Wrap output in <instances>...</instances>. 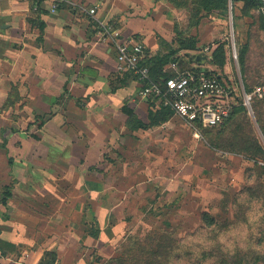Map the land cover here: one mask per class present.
<instances>
[{
    "label": "rangeland",
    "instance_id": "374dc122",
    "mask_svg": "<svg viewBox=\"0 0 264 264\" xmlns=\"http://www.w3.org/2000/svg\"><path fill=\"white\" fill-rule=\"evenodd\" d=\"M116 2L108 24L142 42L149 55L203 53L206 66L220 72L215 54L224 53L223 73L229 72L228 81L240 96L234 114L222 126L201 128L198 134L179 117L157 116L156 123L137 118L136 134L122 135L119 144L106 139L103 150L94 152V160H104L98 167L60 165L74 163L65 157L55 164L46 131L37 143L31 128L13 125L19 142L9 159L26 163L15 170L26 183L14 188L34 190L35 182L39 194L29 207L41 215L54 209L74 225L89 226L87 233L77 232L93 238L80 240V264H264V96L250 105L242 97L264 82V5L242 0L218 8L211 0ZM193 44L196 51L184 50ZM124 78L133 85L132 76ZM123 103L129 112L127 98ZM9 105L11 120H16L12 99ZM19 136L25 139L23 151ZM70 153L80 157L84 151ZM51 175L57 179L51 189L67 199L49 204L44 190ZM87 179L102 189L92 200L104 202L100 223L81 215L87 201L83 195L91 187ZM206 216L216 223L210 225Z\"/></svg>",
    "mask_w": 264,
    "mask_h": 264
},
{
    "label": "crops",
    "instance_id": "0c3cea01",
    "mask_svg": "<svg viewBox=\"0 0 264 264\" xmlns=\"http://www.w3.org/2000/svg\"><path fill=\"white\" fill-rule=\"evenodd\" d=\"M38 3L39 0H0V264H39L46 252H56V264H74L75 260L80 264L83 261L80 240L87 235L81 237L77 232H86L89 226L74 225L66 215L58 216L54 209L41 215L35 207H29L36 203L39 194L35 182L34 190L30 187L29 191L18 192L14 188L15 184L26 183L15 174L26 163L21 156L9 159L11 147L17 148L15 144L19 142L12 128L27 125L37 143L43 142L41 134L46 131L45 144L54 155L55 164L65 157L74 163L65 161L60 165L98 167L104 160H94L97 157L94 152L103 150L111 137L119 144L122 135L132 137L138 132L130 125L132 116L122 108L125 98L133 116L145 123L150 106L147 100L138 98L137 80L133 77L132 85L118 73L115 50L109 42L100 40L93 18L85 11L95 8V19L109 22L108 17L117 12L116 0ZM54 5H57L55 12ZM41 22L45 24L42 36ZM11 99L17 110L16 120H11L14 112L13 105L8 107ZM27 133L20 132L23 136ZM20 141L23 151L25 139ZM74 151L84 154L72 155L70 152ZM85 181L91 187L83 195L87 201L81 215L90 214L92 222L100 223L104 202L92 200L101 195L102 189L88 179ZM45 182L48 189L44 190V196L49 204L56 198L67 199L51 189L57 182L54 176ZM9 186L12 195L4 204V190ZM40 217L44 220H38ZM62 221L60 231L58 224ZM85 240L93 238L87 236Z\"/></svg>",
    "mask_w": 264,
    "mask_h": 264
},
{
    "label": "built area",
    "instance_id": "2783aa9c",
    "mask_svg": "<svg viewBox=\"0 0 264 264\" xmlns=\"http://www.w3.org/2000/svg\"><path fill=\"white\" fill-rule=\"evenodd\" d=\"M57 5L52 11L55 12ZM77 9V8H74ZM95 22L100 40L109 42L116 52L118 73L130 75L139 83L137 96L156 107L170 109L191 128L212 129L223 125L237 106L240 96L236 94L228 78L210 66L194 65L192 71L180 72L178 63L167 70L175 75L161 81H153L150 68L143 64L148 57L144 44L134 38L123 36L108 22L95 19L96 9H85ZM193 66V65H192ZM215 71V72H214ZM264 96V82L251 93L243 91L245 105Z\"/></svg>",
    "mask_w": 264,
    "mask_h": 264
},
{
    "label": "trees",
    "instance_id": "16d2710c",
    "mask_svg": "<svg viewBox=\"0 0 264 264\" xmlns=\"http://www.w3.org/2000/svg\"><path fill=\"white\" fill-rule=\"evenodd\" d=\"M42 1H44V0H39L38 5ZM211 1L215 2V4H216L215 7L216 8H218L220 6L221 7H224V6L226 7L227 6V2H228V0H211ZM242 1L258 3V4L262 5V6L264 5V0H242ZM39 27H40V30L42 32V34H41V36H42L43 35V30H44V27H45L44 22H41L39 24ZM184 50L196 51V46H195V44H193L189 48H184ZM180 52H181V50H179V51H177L175 53L169 54V55H164V56H158V55L152 56V55H149L147 53L148 57L144 60L143 64L146 65V66H149L150 73H151V78H152L153 81H161V80L173 77L175 75L173 72L168 71L167 68L171 64L179 62V60L182 58V56L180 55ZM215 57L217 59L216 62H215V65L218 66L220 68V71H222V73H223V69L225 68V65H226L225 55H224V53H222L221 56H219L218 54H215ZM127 76H130V75H126L125 77H127ZM255 87H253L250 90V92L253 91V89ZM149 106H150L149 117L153 118V122H155V123H156L155 120H156L157 116H161L163 118H165V117L168 118V117H173L174 116V113L170 109L163 108V107H160V106L156 107V106L152 105L150 102H149ZM236 107L234 108L230 118L227 121H229L231 119L232 115L234 114V112L236 110ZM126 113L132 116L131 119H134V120H130V125L132 124V122L134 123V122L137 121V119L133 116V114H134L133 112L129 111V112H126ZM42 125L43 124H40V127H42ZM133 125H134V128H136V124L134 123ZM220 126H222V125H220ZM220 126H218V127H220ZM218 127H215V128H218ZM212 129H214V128H212ZM33 137H34V135H33ZM35 138H36V136H35ZM11 195H12L11 186L6 187L5 190H4V194H3V202H4V204L11 197ZM206 219L209 220L208 222L210 223V225L216 223V220L213 219V218H209L208 216H206ZM94 236H97V235H94ZM57 260H58V255L56 254V252H46L44 254V257L41 259L39 264H56Z\"/></svg>",
    "mask_w": 264,
    "mask_h": 264
},
{
    "label": "water",
    "instance_id": "95a60500",
    "mask_svg": "<svg viewBox=\"0 0 264 264\" xmlns=\"http://www.w3.org/2000/svg\"><path fill=\"white\" fill-rule=\"evenodd\" d=\"M208 60V56L203 53L190 54L187 52L185 56L179 60L178 67L181 73L185 71H192L194 69V65L205 66L208 63Z\"/></svg>",
    "mask_w": 264,
    "mask_h": 264
}]
</instances>
